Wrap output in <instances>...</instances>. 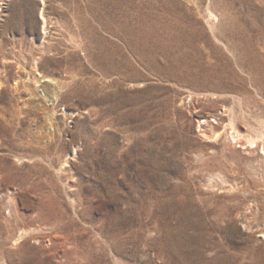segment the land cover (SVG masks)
<instances>
[{
	"label": "rangeland",
	"instance_id": "374dc122",
	"mask_svg": "<svg viewBox=\"0 0 264 264\" xmlns=\"http://www.w3.org/2000/svg\"><path fill=\"white\" fill-rule=\"evenodd\" d=\"M0 264H264V0H0Z\"/></svg>",
	"mask_w": 264,
	"mask_h": 264
}]
</instances>
